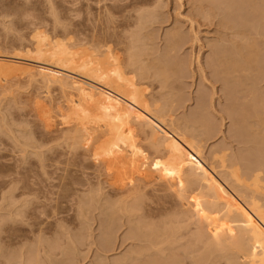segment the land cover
I'll use <instances>...</instances> for the list:
<instances>
[{
  "label": "rangeland",
  "instance_id": "obj_1",
  "mask_svg": "<svg viewBox=\"0 0 264 264\" xmlns=\"http://www.w3.org/2000/svg\"><path fill=\"white\" fill-rule=\"evenodd\" d=\"M236 1L234 22L246 14L244 2ZM220 3L0 0V54L45 61L33 51L39 31L85 58L102 57L111 47L127 65L133 54L151 77L139 66L126 67V77L154 97L167 119L188 122L202 144L196 160L217 165L213 158L222 151L228 159L256 152L255 142L235 140L226 114L229 92L245 87L225 81L230 79L219 73L214 59L222 48L235 51L230 30L217 23L225 5ZM256 21L262 34L253 42L258 67L252 87L256 98H264V20ZM42 62L29 61L34 74L0 64V264H193L196 255L199 264H229L214 259L230 254L226 247L238 230L227 224L211 192L187 168L157 178L165 150L153 144L148 126L137 128L136 148H123L114 158L93 157L107 133L96 104L95 85H101L89 80L90 88H73L71 80L83 78L77 74L44 79ZM175 63L182 74L174 72ZM250 138L264 140L257 134ZM255 155L240 160L256 164ZM152 208L161 210L146 215ZM137 225L143 226L140 233ZM147 236L156 246L142 240ZM207 244L219 252L211 251L213 256Z\"/></svg>",
  "mask_w": 264,
  "mask_h": 264
},
{
  "label": "bare ground",
  "instance_id": "obj_2",
  "mask_svg": "<svg viewBox=\"0 0 264 264\" xmlns=\"http://www.w3.org/2000/svg\"><path fill=\"white\" fill-rule=\"evenodd\" d=\"M240 1H243L246 6V9L244 8L246 14L240 18L238 16V20L234 22L231 17L232 8L235 6L233 0H219V3H223H220V5L225 4L226 6H222L223 10L219 7L222 16L217 18V23L230 30L227 35L234 43L235 51L232 52L231 49H229L231 51H227L221 47L222 49L217 50L214 54V59L217 62L219 73L228 76V79H230H225V81H231L235 86L238 83V87H241V85L245 87L244 89L240 88L242 90L239 92L235 90H238L237 87L235 89L233 87L229 88L231 91L234 89L237 93L233 92L234 94H232V92H229L226 114L227 118L234 123L232 133L237 142L244 144L256 143L253 149L258 154L250 151V156L256 154L259 157L256 164L241 162L240 158L248 160L246 158H250L249 155L248 157H246L247 155L240 156L239 159H236V155L235 158L228 159L226 151L219 152V155L214 156L213 159L217 161V165L212 164V162L208 165L202 159V162L196 160L194 155L200 159L203 153L201 151L202 144L198 140V135L188 129V122H184L187 125L185 126L172 117L167 119L163 109L154 97L146 95L145 90L133 81L134 78L132 80V78L126 77L125 70L128 66H139L142 69V75L147 78L151 77L149 71L139 65L133 54L130 55L127 65L121 62V58L114 54L111 47H107L108 52L103 53L102 57L100 55V57L85 58L84 56H78L80 52L73 51L71 47L66 45L67 42L63 44L59 40L53 41L42 31H39L33 35L35 40L33 51L39 58L47 57L45 61L30 59L26 56L24 58V56L16 54H0V64L22 66L28 72L34 74L32 70L36 66L34 64L33 66L29 61H43L38 68L44 79L58 74H62L65 79H70L75 77L72 74H77L83 78L78 76L76 79L73 78L75 80H71L73 88L86 90L92 85L90 81L101 85L102 87L95 85L96 104L99 109V118L106 125L107 133L103 138L104 143L94 150L93 157L96 159L114 158L123 148H136L137 128L148 126L153 144L156 147L163 145L165 150H163L164 160L160 164L162 171L158 173L159 177L157 178H165L168 175L176 176L180 170L187 168V172L194 175L196 181L211 192L214 198L213 204L218 206L223 217L227 219L226 222L230 228L238 230V235L236 232V237H233V239L231 237L232 244L226 247L230 254L227 257L223 254L217 255L214 260H218V263H220V260L225 258L229 264H264V140L255 141L250 138V134H257L264 139V98L263 96L262 98H256V91L252 87L254 72L256 66L258 67L256 65L258 50L256 51L253 42L257 43L258 35L262 34L258 32L254 21L257 19L264 20V3H262V0ZM211 3L209 8L213 9L214 4ZM176 40L178 38H174V42ZM243 41L248 44L245 45ZM69 45L71 44L69 43ZM242 47L248 52H244ZM47 65H53L62 71L49 68ZM182 69L183 67L179 63H175L173 66L174 72L181 73ZM240 69L243 70L241 72H244V76L240 75L241 72H238ZM234 82L237 83L234 84ZM238 94L241 95L238 96ZM204 126L207 131H211V123L206 122ZM248 147L246 149H249ZM218 168L222 172H218ZM220 173H224V176H226H223L225 180L221 177L224 180H222L223 182L215 176L216 174L221 176ZM206 208L205 206L204 209ZM160 210L152 208L147 210L146 215H153ZM137 226L136 228L140 233L139 229L142 225ZM138 231L135 230L136 234L140 235L137 233ZM131 233L133 234V232ZM132 234L130 238H133ZM135 237L134 234V239H136ZM108 239L106 240L108 241ZM142 240L148 241L149 247H151L149 236L144 237ZM151 244L156 246L154 243ZM207 245L205 250H209L211 254L215 251L219 252L217 248H212L213 244ZM198 252H200V248ZM214 254L212 255L215 256ZM212 255L211 257H213ZM197 257L198 255L194 257L193 264H199ZM177 260H179V257ZM151 264H155V261L152 260Z\"/></svg>",
  "mask_w": 264,
  "mask_h": 264
}]
</instances>
